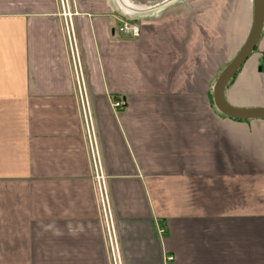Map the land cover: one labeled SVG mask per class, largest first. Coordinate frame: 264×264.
<instances>
[{"label": "crops", "instance_id": "crops-1", "mask_svg": "<svg viewBox=\"0 0 264 264\" xmlns=\"http://www.w3.org/2000/svg\"><path fill=\"white\" fill-rule=\"evenodd\" d=\"M69 4L121 263L264 264V120L211 98L254 0ZM65 22L59 0H0V264H113ZM231 84L264 108V26Z\"/></svg>", "mask_w": 264, "mask_h": 264}, {"label": "built area", "instance_id": "built-area-1", "mask_svg": "<svg viewBox=\"0 0 264 264\" xmlns=\"http://www.w3.org/2000/svg\"><path fill=\"white\" fill-rule=\"evenodd\" d=\"M62 4V15L65 18L67 39L69 43V49L71 52V58L73 61V68L77 83V90L79 94V99L82 108V114L85 124V131L88 141V146L90 150L92 167H93V181L97 190V199L99 201L101 211L103 213V218L105 221V230L108 236V243L110 246V253L112 257L113 264H122L119 249L117 244V239L115 235V227L111 214V207L108 197L106 177L103 172L102 162L99 154L98 143L96 139L95 129L93 126L91 110L89 106V100L85 87V80L82 71L81 62L79 59V53L77 49V43L75 39L74 29H73V14L70 12L69 0H61ZM119 32L125 37L131 39H137L141 36V27L137 24L130 23L128 21H121L118 27ZM112 106L115 110L120 111L125 107V102L123 100H113ZM165 234V229H159V235L163 236ZM172 260L173 258H169Z\"/></svg>", "mask_w": 264, "mask_h": 264}, {"label": "water", "instance_id": "water-1", "mask_svg": "<svg viewBox=\"0 0 264 264\" xmlns=\"http://www.w3.org/2000/svg\"><path fill=\"white\" fill-rule=\"evenodd\" d=\"M264 26V0H254L253 24L249 36L241 50L218 75L212 88V99L218 112L236 121L264 120V108L242 109L232 106L226 91L241 68L257 48Z\"/></svg>", "mask_w": 264, "mask_h": 264}, {"label": "rangeland", "instance_id": "rangeland-1", "mask_svg": "<svg viewBox=\"0 0 264 264\" xmlns=\"http://www.w3.org/2000/svg\"><path fill=\"white\" fill-rule=\"evenodd\" d=\"M59 2H60V5L62 6V4H61V0H59ZM126 21H128V22H130V23H133V24H137L136 22H133V21H130V20H126ZM138 25V24H137ZM139 26V25H138ZM119 31V30H118ZM120 33V32H119ZM141 35H142V31H141ZM141 37V36H140ZM139 37V38H140ZM139 38H137V39H139ZM246 42V41H245ZM222 70V69H221ZM235 79V78H234ZM233 79V80H234ZM233 84H230V87L232 86ZM215 110H216V113L218 114V110L216 109V107H215Z\"/></svg>", "mask_w": 264, "mask_h": 264}, {"label": "trees", "instance_id": "trees-1", "mask_svg": "<svg viewBox=\"0 0 264 264\" xmlns=\"http://www.w3.org/2000/svg\"><path fill=\"white\" fill-rule=\"evenodd\" d=\"M232 82H233V81H232ZM232 82H231V83H232ZM210 95H211V94H210ZM211 98H212V96H211ZM213 106H214V105H213ZM214 108H215V106H214ZM217 112H218V111H217ZM218 113H219V112H218ZM219 115L225 117L224 115H222V114H220V113H219Z\"/></svg>", "mask_w": 264, "mask_h": 264}]
</instances>
